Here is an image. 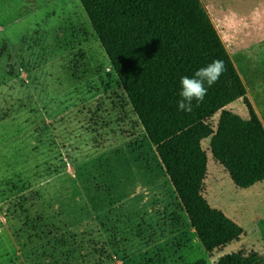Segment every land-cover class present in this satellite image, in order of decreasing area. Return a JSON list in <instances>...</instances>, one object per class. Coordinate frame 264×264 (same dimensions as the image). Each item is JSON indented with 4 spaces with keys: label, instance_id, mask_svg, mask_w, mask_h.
<instances>
[{
    "label": "rangeland",
    "instance_id": "obj_1",
    "mask_svg": "<svg viewBox=\"0 0 264 264\" xmlns=\"http://www.w3.org/2000/svg\"><path fill=\"white\" fill-rule=\"evenodd\" d=\"M201 1L212 7L264 126V0ZM225 109L248 118L242 98ZM201 145L202 194L243 229L212 252L191 227L79 0H0V264L264 257V181L236 187L208 139Z\"/></svg>",
    "mask_w": 264,
    "mask_h": 264
},
{
    "label": "trees",
    "instance_id": "obj_2",
    "mask_svg": "<svg viewBox=\"0 0 264 264\" xmlns=\"http://www.w3.org/2000/svg\"><path fill=\"white\" fill-rule=\"evenodd\" d=\"M124 92L207 252L237 240L242 227L202 194L208 139L212 158L236 187L264 181V126L201 0H79ZM214 59L226 71L202 103L179 111L180 79ZM207 86V85H206ZM242 98L243 119L225 109ZM218 113L215 125L211 118ZM257 252H232L214 264H263ZM186 264H209L197 259Z\"/></svg>",
    "mask_w": 264,
    "mask_h": 264
},
{
    "label": "clouds",
    "instance_id": "obj_3",
    "mask_svg": "<svg viewBox=\"0 0 264 264\" xmlns=\"http://www.w3.org/2000/svg\"><path fill=\"white\" fill-rule=\"evenodd\" d=\"M225 71L226 67L223 60L214 59L208 65L198 69L192 77H181L180 99L177 102L178 110L190 112L194 102L197 105L202 103L208 89L219 80Z\"/></svg>",
    "mask_w": 264,
    "mask_h": 264
},
{
    "label": "crops",
    "instance_id": "obj_4",
    "mask_svg": "<svg viewBox=\"0 0 264 264\" xmlns=\"http://www.w3.org/2000/svg\"><path fill=\"white\" fill-rule=\"evenodd\" d=\"M21 2V1H20ZM206 7H207V9H208V12H209V17H210V19H211V21H212V23H213V25L215 26V28H216V30H217V32H218V34H219V28H220V24H218L217 22H216V20H215V17H214V15H213V13H212V7H210V5H206ZM219 36H220V34H219ZM220 38H221V40H222V37L220 36ZM222 42H223V44H224V46H225V48H226V44L224 43V41L222 40ZM227 49V48H226ZM228 51V50H227ZM229 53V52H228ZM229 55H230V53H229Z\"/></svg>",
    "mask_w": 264,
    "mask_h": 264
}]
</instances>
